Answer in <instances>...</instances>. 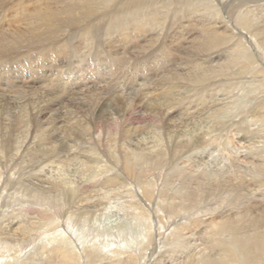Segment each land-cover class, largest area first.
<instances>
[{"label": "bare ground", "instance_id": "obj_1", "mask_svg": "<svg viewBox=\"0 0 264 264\" xmlns=\"http://www.w3.org/2000/svg\"><path fill=\"white\" fill-rule=\"evenodd\" d=\"M168 1H170L173 6L167 3L163 4L165 0H0V70L17 71V69H19L18 71L20 72L18 73V78H13V80L18 81L11 83L8 81L9 84H7V80L5 79L2 81L6 82L0 84V92L2 93H6V88L2 86L9 87L11 90L13 89L12 91L14 93L17 92L14 98L12 97L9 99V96L8 100H2L5 95L3 96L0 94V113L3 112L6 116L8 115L7 111H15L12 117L9 116V120L6 119L8 120L7 124L5 123L6 120H3L4 124L0 120L1 195L7 193V191H9L8 188L12 184H14V186L16 184L18 187L16 186L14 191H16L17 188L19 192L24 191L26 195L24 198H32L33 200L42 199L44 202L46 193L49 190H61V195H63L67 201L71 200L72 203L75 204L82 202L84 198L78 196L82 195L84 185L80 187V184H76L73 180H65V178L45 177L42 175L43 170H41L43 167L47 166L48 163H57L59 167H62L59 165L60 163L65 162L66 165L70 164L73 162L74 158L77 157L82 158V163L87 164V166L91 168L92 166L89 165L90 163L96 165L104 158V161L106 160L107 162L104 165H99L100 170H103L105 175L109 171H115L114 176H102V178L97 180L95 184L99 187L103 184L105 187L111 186L112 184L114 186L120 181L127 183L126 179H130V175H132L137 168L142 166L147 167V173L155 172L156 170L162 172V168L169 169L171 172L168 175H166L167 173L162 174V176L160 175L161 180H164L163 183H165V186L170 187L169 191L166 192L162 187L157 190V195L159 197L160 192H163L161 199L163 198L165 202H167V205L165 204L167 212L165 213H168V215L178 214L177 211L174 213L176 205L175 207L174 205H170V201L173 200L182 201V204H187L186 206H196V204H199V200L200 203H202V201L208 199L209 201L205 203L206 205H204L205 207L203 209L209 210L211 206H214L213 208L217 210V214L223 211H218L221 207H227V209L230 208L232 210L235 209L233 208L234 206L230 204L236 203L235 201L240 198L242 199V196L243 198H248L250 192L246 189H248L249 183L255 184L256 186L253 191L254 194L257 192L259 194V192H261V187H264V151H261L264 150V145L262 146L261 142H258L260 140H248L246 135L252 133L251 135L258 138L257 134L259 133H257V131L259 130L250 129L249 131L248 129L250 126L260 125V123L264 124V88L261 92H257L256 96L249 99V106H245L243 111L240 110V112L231 119L227 117V119L223 118L225 115L223 108L229 103L228 97L230 98L231 95L233 96L232 93L234 90H236L241 84L240 82L244 80V74H261V77L264 78V72L262 71L264 68L261 67V69L258 67L259 64L256 65V59L262 64L263 58L260 60L257 55V50L254 49V43L258 44L257 47L262 46L264 48V26L255 25L259 18H257V20L254 19L257 16L252 15L251 12L249 14L250 10H245L246 12L244 15H241L240 18V27L249 31L248 33L251 37L248 38L245 36L246 33H244L245 35L242 34V32L237 31L235 27L228 30L230 27L228 26L230 23L228 20L229 18L226 16L224 17L220 12L215 14L211 12L212 14H210L206 11L204 12L205 15H203L198 13V8L188 6L181 13L177 11L179 15H183V18L186 19L184 22L187 24L184 27L181 25V38L173 39V37H171L170 40L172 41L167 42L166 37L168 31L166 36L163 35V26H165L164 23L167 17L165 15L169 10L176 11L180 8V0ZM229 1L231 5L230 8L232 9H234L236 4L248 3V5L251 4L252 6L259 5V11L264 13V6H260V4L264 3V0ZM214 2H216L219 8L228 6V1L226 0H214ZM116 3L117 5H115V7L114 4ZM112 5L114 8L106 11L108 7H113ZM170 7L173 8L170 9ZM202 9H204V7ZM229 9L227 12L230 15L231 9ZM8 12L9 15H7ZM209 15H212L214 18H209ZM184 32L186 33L182 34ZM73 38L78 40L76 44ZM165 38L166 41L163 40ZM255 39L257 42L254 41ZM177 42H179L178 46ZM247 44L253 49L249 50ZM183 48H188L189 50L190 48L193 49L192 52L195 51V58L192 59L191 56L194 54H191L188 60L186 59L184 62V60L179 57L183 54ZM80 50H83L82 53ZM32 51L36 52L34 54L35 59H33V61H31L32 59H28L29 62L27 59L26 61H22L23 63L21 64H24V66L22 65L23 67H20L18 62L12 65L7 62V60H11L9 59L11 55L15 57L19 56L18 54L21 52L29 54ZM85 51L86 53L84 54ZM192 52L190 50V53ZM79 53L81 54L79 55ZM90 54L91 57H96L94 60L91 59L94 64L92 65L90 64L91 62H89L87 65H85L86 63L83 65V63H81L83 66L79 65V68L76 69L80 72L78 75L79 78L81 76L88 78L85 77L87 75H91L92 78L90 80L85 79L80 83L81 86H79L83 89L81 98H71L72 95L68 94V92L66 93V90L57 91L53 88L56 86H52V89L50 86L39 87L38 85L37 87L36 84H34L33 81L39 82L40 86L41 82L45 81L44 83H46V81H53L54 79L49 78V75L53 72L52 70L59 69L61 63L67 62V57L69 55L73 58L76 55L79 57L80 62H83L87 57H90ZM34 55H32V57ZM185 55L183 54L184 57H187V55ZM253 57H255V60ZM47 60L49 62H47ZM53 61L55 64L52 63ZM103 62L109 63L108 66H102L101 64ZM125 66L127 68L126 72L129 73L132 70L134 71H132L135 75L132 80V86L139 88L136 90V94H133L134 96L131 97L130 90L128 89L129 92L125 91L127 90L125 86L131 82L130 80L128 81V77L126 78L127 80H124L125 84H123V86L111 88V90L114 89L115 93L106 92L110 90L108 88L105 89L106 85L104 86L102 83V80H104L102 78L107 76L110 78H117L118 75L124 77ZM148 66L152 67V69H147ZM84 67L86 68L84 69ZM69 68L71 67L69 66ZM65 72L63 70L62 76L55 75L58 84L65 85L66 82H69V78L76 82L79 81V78L75 76L77 71L74 72L75 74L66 72L69 73V75L67 74V79ZM150 72H152V74ZM52 75L51 78L53 77ZM43 77H45L44 80H42ZM155 78H158V80L155 81ZM254 79L255 77L253 80ZM134 81L138 82L137 85H135L136 83L133 84ZM139 82H141V84ZM148 83L152 84L153 87ZM175 83H180L178 86L189 87V89L183 93H190L191 95L184 99L183 93L178 92L177 95H175L176 98H171V92H176L177 90ZM46 84L48 85V82ZM106 84H108V82H106ZM116 85L119 84L116 83ZM145 85H149L147 89L148 92L145 91L143 87ZM168 85L169 88L166 95H162L167 96L169 95V91H171L170 97L167 96L164 101L159 100L161 91H164L163 89ZM158 87L162 88H160L159 99L153 96V94L156 93L154 90L158 89ZM98 92H106L104 94L102 93L103 95L106 94V97L102 98L103 102L101 100L95 102L96 99H93L92 96L96 95V93L99 94ZM191 97H195V101L190 99ZM65 103L69 104L65 105ZM135 105H142L144 110L139 111L133 109ZM179 106L183 109H180ZM194 106H196V108L192 110ZM64 107L71 108L68 110L70 111L69 114L66 113ZM72 108L75 109L73 110ZM105 108L106 110L104 111ZM177 108L179 110H177ZM62 110H64V112H62ZM98 110L101 112H98ZM147 114L148 116L150 115L149 118H152V120L147 121L148 119L146 120V118H144L146 121H144V123L142 121V123H139L140 125H138L136 121V123L133 121L135 119H131L133 116L135 117L138 115H140V118L142 116L146 117ZM201 117L205 120V122H203L202 119V121H200L205 124L203 129L191 131V133L186 131L189 129L184 131L181 130L185 128L188 123L192 124V121L195 122L196 119L199 120ZM176 119H178L179 122H177ZM182 119H190V121L183 124L181 122ZM239 122L244 123L239 124ZM95 126L100 130L96 132ZM109 127L110 129L111 127H115L114 135L109 132ZM231 127H235L239 133H237V131L235 132V129H231ZM141 128L150 131L152 139L154 140L152 145L148 143L149 146L146 144L141 145V142H137L133 146L129 144L133 142V134L139 131L141 132ZM185 131L187 135H185ZM76 132L77 136L75 135ZM230 145L236 150L240 148L246 153L242 155V157L240 155L238 158H235L238 161L236 163L237 168L239 164L243 166L244 164H250L252 165L251 168L255 166L253 167L255 168L254 171L252 169L250 172L248 171L250 176L245 179L243 176L237 175V173H240V169H238L232 172L233 176L230 177V180H224L223 175L222 178L213 172L214 176L212 175V178H210L211 174L209 173L210 175H203L199 181L197 179V174L201 172L198 171L196 165H193V157L197 156V151H204L210 146L225 148V146ZM258 149H260V151H258ZM212 155L214 154L212 153ZM240 157L242 159H240ZM246 157L252 161H247L248 159L246 160ZM231 159H233V157ZM227 162L235 164L234 160L231 161L227 159ZM11 164L14 166L16 165L17 170L25 171V176H22L20 173L16 174L14 172L15 169L10 173L12 168L9 170V166H12ZM169 164L171 165L169 166ZM220 164H222V162ZM181 167H185L186 169H182ZM32 168H40V170L26 176V173H28L27 171H30ZM103 171L102 173L104 174ZM95 174H97V172ZM203 174H205V172H203ZM228 174L227 172V175ZM149 176L147 177L148 179ZM171 177L180 178L181 185L179 180V184H177L183 191H172L171 187L174 185L175 179H170ZM20 178L29 180L25 182L26 186L23 182L19 183L21 180ZM152 180L155 184L160 179L155 177L152 178ZM168 180L171 181L168 182ZM194 182L197 184L195 185ZM151 183V181L147 180L145 182L146 187L142 185L140 194H142L141 196L146 200L148 199L153 202V194L155 193L153 190L155 189H153V183ZM189 183H194L195 188H189ZM75 184L76 187H74L75 189L73 192L64 189L65 185H72L73 187ZM124 187H126V185H124ZM132 189L133 188H130V190ZM110 190L112 191L111 188ZM229 191H232L233 195H227ZM243 192L244 194H242ZM53 195L55 196V194ZM48 197L49 196H47V198ZM232 197H237V199H231ZM259 198L261 200L260 204L255 202V204L253 203L251 205V208H256L255 210L257 213L255 212L256 214L253 216L256 218L250 217L249 219L248 217L246 218V216L244 218L242 214H239L234 217H223L225 219L222 221L220 220L217 224H206V226L212 225V227H209L213 228L212 230L215 232H222V234L226 232L228 235L230 234L232 240L236 237L235 234H239L240 231H242L243 222L248 223L247 225L249 228L257 230L256 234L252 235V237L249 235L251 237L249 240L244 241L242 239L243 241L241 242L233 240L236 244L238 243V247L236 246L237 250L243 252V254L245 253V256L240 257L241 252L239 253L236 249L233 250V248H231L233 251H230L228 247L229 250L225 253L226 255L223 253L228 260L230 259L228 262L233 261L234 264H238L239 260L241 264L264 263V195H259ZM61 199L63 198L61 197ZM253 199H255V197ZM87 201L89 200L87 199ZM186 201H188V203H186ZM97 204L80 205V207L77 208L78 217H76L77 215L74 216V213L73 217H71L72 214L66 215L65 219H62V221L57 224L59 228L56 230L57 233H52L49 236H47L48 234L46 233L47 235H44L45 237L42 236V239L40 237L41 235L39 236L38 234L43 233V230L41 232V229H31L35 222L20 221V218L15 216L16 214H11L12 217L10 216L9 219L4 218L5 224L3 227H0L2 228L1 230H3L0 232V263L12 264V261L20 259L24 253L22 245L28 244L29 242L31 243L33 241L31 234L35 232V235L39 236L38 238H40L41 244L42 242L58 244L52 249L56 264H82L83 261H86L87 264H94L92 260H94L93 257L95 256H93V254L95 255V253H86L85 248L81 249L83 252H79L78 246L88 244V241H86L83 236L88 230V225L95 220H97L95 221V225L100 221L102 213L100 212L101 208L99 210L98 208L102 204L98 202ZM4 205L5 203L0 205V209H2ZM23 205L27 207L30 206L26 203ZM23 205L21 204V206ZM150 206L151 205L147 207ZM206 206L209 207L206 208ZM31 208L37 209L34 205L31 206ZM213 208L211 209L213 210ZM39 209L36 211L37 214H46V211L43 213V210L39 211ZM242 213L245 214V212ZM37 214H34V218ZM92 217H94V221L91 222ZM74 218L80 220L79 224H77V220L75 221ZM163 218L157 214L153 219V225L157 227V234L161 232V236L163 235L164 237V233L169 228H172L173 225H177L176 228L178 229L181 223L180 219L175 218V222L168 224L170 221L165 220L167 224H163L165 219ZM40 219H42V216L39 217V220ZM232 219H234V221H232ZM20 222L23 223L21 224ZM53 222L56 224V221ZM53 222L50 219V223L53 224ZM197 223L198 222H196V220L193 221V219L191 222L188 221V223L183 222L184 227L178 229L182 232L175 233V231L178 232V230H173L174 232L172 231V235L176 234L177 236L175 237L181 238L184 231L186 233L191 232L188 229L195 226ZM24 224H31V228H26L28 225L25 227ZM86 224L87 228L85 226ZM35 225L36 224H34V226ZM44 225H41V227ZM79 226L83 230H81ZM206 228L207 227H205V229ZM77 232H80V234ZM246 233L249 232L246 231ZM225 234H223V236ZM72 235L73 237H71ZM95 236L97 237V235ZM83 240L85 242H83ZM35 241L36 240H34L33 243H35ZM75 241L77 245L74 244ZM92 241L95 242V240L90 239L89 243ZM213 242L214 241H212V243ZM107 243L108 242H106V244ZM182 244L184 243L181 242V245ZM181 245H177L178 248H181ZM224 246L226 247V245ZM103 248L100 250H103ZM178 252L180 253V251L176 253L178 254ZM175 256L167 261V263L170 262V264H174L178 259H181H176L177 256ZM102 259L103 258H100V260ZM102 261H104V259ZM157 264H166V262L159 261ZM192 264H194V262Z\"/></svg>", "mask_w": 264, "mask_h": 264}, {"label": "rangeland", "instance_id": "obj_2", "mask_svg": "<svg viewBox=\"0 0 264 264\" xmlns=\"http://www.w3.org/2000/svg\"><path fill=\"white\" fill-rule=\"evenodd\" d=\"M226 1H228V6L226 7H223V8H219V6L216 4V2H214V0H180V4H179V6H180V8L178 9V10H176V11H171V10H169V12H167L166 13V15L165 16H167L166 17V21H165V26H163V35L164 36H166V33H167V31H168V34H167V42H169V41H172V40H170V38L171 37H173V39H177V38H181V34H180V32H181V25H183V27L184 26H186L187 24L184 22L186 19H184L183 18V15H179V13L178 12H183V10L184 9H186V7H188V6H193L194 8H198V13L199 14H203V15H205L204 14V12H208V13H210V14H212V13H221L224 17L226 16V17H228L229 19V25L228 26H230L229 28H228V30L229 29H231V28H233V27H235V29H237V31H240V32H242V34H244V33H246V35L245 36H247L248 38H250L251 36L249 35V31L248 30H244V29H242L241 27H240V18H241V15H244V13L246 12V11H248V10H250L249 11V14H250V12H251V14L252 15H256L257 17H255L254 19H256L257 20V18H259L257 21H256V23H255V25L256 24H258L259 26H264V13H261V11H259V5H257V6H252L251 4H249L248 5V3L247 4H242V3H240V4H236L235 5V7H234V9H232V8H230L231 7V5H230V1L229 0H226ZM117 2V1H116ZM183 2V3H182ZM187 2V3H186ZM210 2V3H209ZM115 3V2H114ZM171 4L172 5V3L170 2V1H168V0H165V2H163V4ZM206 4V5H205ZM115 5H117V3L116 4H114V6ZM201 5V6H200ZM204 5V6H203ZM251 5V6H250ZM113 6V5H112ZM114 6L113 7H108L107 8V10L106 11H109V10H111V9H113L114 8ZM173 6V5H172ZM204 7V9H202L203 7ZM260 6H264V3L263 4H260ZM116 7V6H115ZM202 7V8H201ZM208 7H210V8H208ZM241 7V8H240ZM258 7V8H257ZM171 8H173V7H170V9ZM205 8H207V9H205ZM231 9V12H230V15L228 14V12H227V10L228 9ZM229 9V10H230ZM256 9H258V10H256ZM173 10V9H172ZM204 10V11H203ZM246 10V11H245ZM178 11V12H177ZM257 11V12H256ZM212 12V13H211ZM225 12V13H224ZM227 12V13H226ZM171 13H172V15H171ZM259 13V14H258ZM261 13V14H260ZM170 14V15H169ZM7 15H9V12L7 13ZM168 16H169V18H168ZM210 17L209 18H211V19H213L214 17L212 16V15H209ZM178 17V18H177ZM106 19V18H105ZM104 19V20H105ZM182 21H181V20ZM174 21V22H173ZM172 22V23H171ZM175 23V24H174ZM232 24V25H231ZM180 25V26H179ZM175 26H177V27H175ZM169 29V30H168ZM173 30H175V31H173ZM177 30V31H176ZM169 32H171V33H169ZM173 33V34H172ZM186 32H184V33H182V34H185ZM174 34H177V35H174ZM179 34V35H178ZM164 38V37H163ZM166 38L165 39H163V40H165L166 41ZM74 39V43L76 44L77 42L76 41H78V40H76V38H73ZM254 39V38H253ZM181 40V39H180ZM255 42H257L256 41V39L254 40ZM166 42V43H167ZM178 43L179 42H177V46H178ZM257 45L258 44H256V43H254V49L255 50H257V52H258V58H260V60L262 59V61H263V63L262 64H260V62L258 61V59H256V65H258V67L259 68H261V67H263L264 68V48L261 46H258L257 47ZM247 46H248V49L250 50V49H253L252 47H250L249 46V44H247ZM149 47V46H148ZM171 47H172V45H171ZM185 50H186V53H185ZM190 50H191V52H192V50L193 49H191L190 48ZM190 50L188 49V48H183V50H182V52H183V54L185 55H187V57H184L183 56V54H179L180 56V58H182L183 60H184V62L186 61V59L188 60V57H190L191 56V54L194 56H191V58L192 59H194L195 58V51H193L192 53H190ZM81 51V53H82V51L83 50H80ZM92 51H93V49H92ZM34 51H32V52H30V53H32V54H28V53H19L18 55L19 56H12L11 55V58H9V59H11V60H7V62L9 63V64H17V62H18V65L20 66V67H23L24 66V64H21V63H23L22 61H26V59H27V61L29 62V60H31V61H33V59H35V53L36 52H34ZM81 53H79V55L81 54ZM86 53V51L84 52V54ZM20 54H21V56H20ZM92 54V53H91ZM91 54H90V57H87L86 58V60L84 61L83 60V62H80V59H79V57H77L76 55L74 56V58L71 56V55H69L67 58V62H64V63H61V65H60V68L59 69H56V70H52L51 72V74L49 75V78L50 79H54L53 81H51L50 79V81H46V83L48 82V85L46 84V83H44V82H41V86H40V84H39V82H35V81H33L34 82V84H36V86L38 87V85H39V87H44V86H50V88H52V86H58L57 88L56 87H53L54 89H56L57 91H65L66 90V93L68 92V94H71L72 96H71V98H81L82 97V91H83V89H82V87H80L81 85H80V83L81 82H83L85 79L86 80H90V79H92L91 78V75H87V76H85V77H88V78H84V77H78V75L80 74V72H79V70H76L77 68H79L78 66L79 65H81V66H83L85 63V65H87L89 62H91L90 64H94V62H92L91 61V59L92 60H94L96 57H91ZM26 55V56H25ZM32 55H34L33 57H32ZM185 55V56H186ZM178 56V55H177ZM19 57V58H18ZM21 57V58H20ZM27 57V58H26ZM256 57V56H255ZM255 57H253L254 58V60H255ZM23 58V59H22ZM14 59V60H13ZM29 59V60H28ZM76 59V60H75ZM21 60V61H20ZM30 61V62H31ZM76 61V62H75ZM16 62V63H15ZM20 62V63H19ZM47 62H49L48 60H47ZM72 62V63H71ZM179 62H181V61H179ZM52 63H54V61L52 62ZM66 63V64H65ZM81 63H83V65L81 64ZM55 64V63H54ZM65 64V65H64ZM108 64L109 63H107V62H103L101 65L102 66H108ZM23 65V66H22ZM64 65V66H63ZM67 65V66H66ZM72 65V66H71ZM15 66V65H14ZM51 66H54V65H51ZM69 66L71 67V68H69ZM76 66V67H75ZM81 66H80V68H81ZM48 67V66H47ZM75 67V68H74ZM73 68V69H72ZM86 67H84V69H85ZM103 68V67H102ZM149 68H151L152 69V67H150V66H148L147 67V69H149ZM67 69V70H66ZM89 69V68H88ZM126 66H125V71H124V77H122V75L120 76V75H118L117 76V78L116 77H113V78H110L109 76H107V77H104V78H102V79H104V80H102V83L104 84V86L106 85V88L105 89H109L110 91H106V92H110V93H115V91H114V89H112L111 90V88H117L118 86H123V84H125V79L127 78L128 79V81L130 80L131 82L127 85V86H125V87H127V90H125V91H127V92H129V90H130V93H131V97H133L135 94H136V90L137 89H139V88H137V87H133L132 86V80L134 79V77H135V75H134V73H132V71H130L129 73L128 72H126ZM262 69V68H261ZM19 69H17V71L16 70H0L1 71V73H0V81H1V83L0 84H3L4 82H6V81H2V80H7V84H9V83H11V82H15V81H18V80H13V78H18V73H20L19 71H18ZM63 70H64V72L66 71V72H72V74L74 73V72H76V74H75V76H77L78 78H79V83L78 82H76V81H74V80H72L71 78H69V82H66V84L64 85H62V84H58L57 83V80H56V76H62V72H63ZM6 71V72H5ZM262 71L264 72V70L262 69ZM56 72H57V74H56ZM65 72V73H66ZM134 72V71H133ZM153 72V71H152ZM152 72H150L151 74H152ZM7 73V74H6ZM8 73H10V74H8ZM12 73H13V75H12ZM48 73H50V72H48ZM54 73V74H53ZM69 73H66V79L68 78V76H67V74L69 75ZM85 73V72H84ZM3 74V75H2ZM53 74V75H52ZM2 75V76H1ZM51 75L53 76L52 78H51ZM56 75V76H55ZM128 75V76H127ZM8 78H7V77ZM72 76V75H71ZM257 76H258V78H257ZM262 75L261 74H251V75H248V74H244L243 75V79L244 80H242L240 83L242 84H240L239 85V87L236 89V90H234V92L232 93L233 94V96L231 97L230 96V98L228 97V100H229V103H228V101H227V105L223 108V112L225 113V115H224V119H227V118H233L237 113H239L240 112V110H242L243 111V108L245 107V106H249V99L250 98H253V96H256L257 95V92H261L262 90H263V88H264V78L263 77H261ZM4 77V78H3ZM133 77V78H132ZM255 77V79L253 80V78ZM11 78V79H10ZM83 78V79H82ZM45 79V77H43L42 78V80H44ZM106 79V80H105ZM126 79V80H127ZM32 80V79H31ZM70 80H71V82H70ZM108 80V81H107ZM111 80V81H110ZM156 80H158V78H155V81ZM8 81H9V83H8ZM56 81V82H55ZM108 82V84H106V82ZM263 81V82H262ZM50 82V83H49ZM54 84H56V85H54ZM114 82H116V83H118L119 85H116V83H114ZM124 82V83H123ZM127 82V81H126ZM179 82V81H178ZM136 83V84H135ZM137 83L138 82H135L134 81V83L133 84H135V85H137ZM140 84H141V82H139ZM6 84V85H7ZM51 84V85H50ZM69 84V85H68ZM149 85H152V84H150V83H148ZM176 84V86H177V90H176V92H171V91H169V95H167L168 97H170V95H171V98H176L175 97V95H177V93L179 92V93H183L184 91H186V90H188L189 89V87H182V86H178V84H180V83H175ZM60 85H62V86H60ZM80 85V86H79ZM113 85V86H112ZM149 85H145V86H143L144 87V89H145V91H147L148 92V87H149ZM68 88H67V87ZM2 87H4V88H6V93H2V92H0V94H2L3 96L5 95V97L2 99V100H5V99H7L8 100V97L10 96V98L9 99H11L12 97L14 98V96H16L17 95V92H13L9 87H6V86H2ZM130 87V88H129ZM151 87H153V85L151 86ZM217 87H218V85H217ZM216 87V88H217ZM52 88V89H53ZM161 88V87H160ZM160 88L158 87V89H155L154 91H156V93L155 94H153V96L155 97V98H157V99H159V100H163L164 101V99L167 97V96H164V95H166V92H167V90H168V88H169V85L168 86H165V88L163 89L164 91H161V93H160ZM183 90H182V89ZM9 89V90H8ZM60 89V90H59ZM129 89V90H128ZM135 89V90H134ZM162 89V88H161ZM68 90V91H67ZM132 90V91H131ZM69 91H71V92H69ZM153 91V92H154ZM8 92V93H7ZM74 92V93H73ZM106 92H102L103 94L104 93H106ZM170 92H171V94H170ZM99 93V92H98ZM102 93H99V94H97L96 93V95H94V96H92L93 97V99L95 98L96 99V101L95 102H97V100H103L102 98H105L106 97V94L105 95H103ZM159 93H160V95H159ZM10 94H12V95H10ZM74 94V95H73ZM134 94V95H133ZM162 94H164V95H162ZM221 94V93H220ZM8 95V96H7ZM183 96H184V99H186V98H188L191 94L190 93H183L182 94ZM2 96V97H3ZM103 96V97H102ZM152 96V97H153ZM160 96V97H159ZM164 96V97H163ZM236 98H235V97ZM97 97H99V98H97ZM154 97H153V99H154ZM159 97V98H158ZM87 98H90V97H87ZM110 98H111V96H110ZM162 98V99H161ZM190 99H192V100H194L195 101V97H191ZM185 101V100H184ZM187 101V100H186ZM103 102V101H102ZM67 104H69V103H65V105H67ZM181 106V105H180ZM179 106V107H180ZM136 108H139V109H136ZM196 108V106H194L193 108H192V110L193 109H195ZM60 109H61V107H60ZM64 109H65V111H66V113H70V111H68V110H70L71 108H69V107H64ZM73 110L75 109V108H72ZM133 109H135V110H139V111H143L144 109H143V107H142V105H135V106H133ZM180 109H183L182 107H180ZM106 110V108L104 109V111ZM177 110H179L178 108H177ZM62 112H64V110H62ZM98 112H101L100 110H98ZM15 113V111H13V110H10V111H7V114L8 115H4L3 114V112H1L0 113V120H1V122L4 124V122H3V120H6V119H8L9 120V116H13V114ZM72 116V115H71ZM70 116V117H71ZM139 116V117H138ZM138 116H133L131 119H135V120H133L134 122L136 121L137 123H138V125H140L139 123H142V121H143V123H144V121H146L147 119V121H151L152 120V118H149V116H148V114L146 115V117H144V116H142L141 118H140V115H138ZM137 117V118H136ZM206 117V116H205ZM227 117V118H226ZM43 118H44V116H43ZM143 118V119H142ZM144 118H146V120L144 119ZM182 118H184V117H182ZM203 117H201L199 120L198 119H196L195 120V122L194 121H192V124L191 123H188V125L185 127V128H182L181 130H186V129H189V130H186V131H189V133H191V131H199V129H203L204 127H205V124L203 123V122H205V120H203L202 119ZM203 120V122H200V121H202ZM8 120H6V124L8 123ZM68 120V119H67ZM177 120V122H179L178 121V119H176ZM69 121V120H68ZM132 121V122H133ZM190 121V119H182V123L183 124H185L186 122H189ZM72 122V121H71ZM135 122V123H136ZM69 123H70V121H69ZM198 123V124H197ZM241 123H244V122H239V124H241ZM71 124V123H70ZM204 124V125H203ZM262 123H260V125L259 124H257V125H254V126H250L249 127V131H250V129H256V130H259V131H257V133H259V134H257L258 135V138H255L254 137V135H246V138H248V140H250V139H252V141L254 140V141H258V140H260V141H258V142H261V144H262V146L264 145V124H262ZM142 125V124H141ZM202 125V126H201ZM258 125H259V128H258ZM200 126V127H199ZM256 126V127H255ZM141 127H143V126H141ZM95 128V130H96V132L97 131H99L100 129L99 128H97V126H95L94 127ZM192 129V130H191ZM231 129H235L234 131L236 132L237 131V133H239V131L235 128V127H231ZM108 130H110L109 132H111L113 135L115 134V127H111V129H110V127L108 128ZM141 132L139 131H137L138 133H141V134H138V133H136V134H133V136H132V143L130 142L129 144H131L132 146L134 145V144H136L137 142H141L140 144L141 145H152L153 143H154V140L152 139V135L150 134V131H148V130H144L143 128H141ZM186 131H185V135H187L186 134ZM262 131V132H261ZM72 132V131H71ZM142 132H143V134H142ZM234 132V133H235ZM73 133V132H72ZM244 134H245V132H244ZM262 136H261V135ZM56 135V134H55ZM75 135L77 136V132L75 133ZM136 135V136H135ZM140 135V136H139ZM112 136V135H111ZM253 136V137H252ZM261 136V137H260ZM51 137V136H50ZM51 139V138H50ZM257 139V140H256ZM262 139V140H261ZM150 142V143H149ZM148 143V144H147ZM148 145V146H149ZM231 146V145H230ZM230 146H225V148H221V147H219L220 148V150H219V148L217 147V146H210V147H208V148H206L204 151L203 150H198L197 151V156L196 157H193V160H194V164L193 165H196V168L198 169V171L199 172H201L200 174H197L198 176H197V179L200 181V179L202 178V176L203 175H206V174H209L210 175V178H212V175L214 176V174H217L219 177L221 176L222 178H223V176H224V180H230V177H232L233 176V174H232V172L233 171H236V170H238V169H240L239 170V174L237 173V175H239V176H243L245 179L246 178H248L249 176H250V171H251V169L254 171L255 170V168H253V167H255V166H253L252 168H251V166L252 165H246V164H244V166L242 165V164H239V166H238V168H237V166H236V163L238 162L235 158L237 157L238 158V156H240L241 155V157H242V155H244V154H246L245 152H243V150L242 149H240V148H238L237 150L234 148V147H230ZM147 147V146H146ZM214 147V148H213ZM216 148V149H215ZM228 148V149H227ZM210 149V150H209ZM235 149V150H234ZM215 150V151H214ZM222 150V151H221ZM225 150V151H224ZM226 150H228V151H226ZM210 151V152H209ZM258 151H260V149H258ZM261 151H264V150H261ZM237 152V153H236ZM212 153L214 154V155H212ZM230 153H232V154H230ZM241 153V154H240ZM199 154V155H198ZM223 155V156H222ZM228 155V156H227ZM237 155V156H236ZM212 156V157H211ZM224 157H226L228 160H234V163L235 164H231L230 162H227V159L226 158H224ZM230 157V158H229ZM233 157V159H231ZM240 157V159H242ZM206 158V159H205ZM80 159V160H79ZM248 159V160H247ZM82 158H79V157H77V158H74V160H73V162H71L70 164H67L66 165V163L65 162H63V163H60L59 165L60 166H62V167H59L58 165H57V163H53V164H50V163H48L47 164V166H45V167H43L41 170H43V172H42V175H44L45 177H51V178H65V180L67 179H69V180H73L74 182H76V184H80V187L82 186V185H84V189L82 190V195H79L78 197H80V198H84V199H82V202H78L77 204H75V203H72V201L71 200H66L65 198H64V196L63 195H61V193H60V191L61 190H56V191H54V190H49L47 193H46V197L44 198V202L42 201V199H38V200H36V199H32V198H24L26 195L24 194V191H18V188H17V190L16 191H14V188L17 186L16 184H15V186H14V184H12L9 188H8V190L9 191H7V193H5V194H3V195H1L0 194V205H2L3 203H5V205H4V207L2 208V209H0V227H3V225L5 224V220H4V218L5 219H9L10 218V216H11V214H16L15 216L16 217H19L20 218V221H23V222H25V221H28V222H31V221H33V223L34 224H36L35 226H34V224L32 225V228L30 227L31 226V224H24V226L26 227V228H31L32 230H39V229H41V232H42V230H43V233H41V234H38L40 237H41V239H42V236L43 237H45L44 235H47V236H49V235H51L52 233L53 234H56L57 233V229H59L58 228V226H57V224L59 223V222H61L62 221V219H65V217H66V215H70V214H72V216L71 217H73V213L75 214L74 216H76V217H78V213H77V208H79L80 207V205L81 206H83V205H85V204H90V205H93V204H97V202L98 203H100V204H102L99 208H98V210L100 209L101 211V213H102V216H101V218H100V221L99 222H97L96 223V225H95V221H97V220H95L94 221V217H92V220H91V222L92 221H94L93 223H90L89 225H88V230L85 232V234H83V236H84V238H85V240L86 241H88V244H83V246H78V251L80 252V251H82L81 249H83V248H85V250H86V253H91V254H93L92 252H94L95 253V255L93 254V256H95V257H93V259L94 260H92V262H94V264H157L159 261H165L166 262V264H170V262L169 263H167V261H169L173 256H175L176 257V259L177 258H181L180 260L178 259V261H176V263L174 262V264H192L193 262H194V264H234L233 263V261L232 262H228V261H230V259L228 260L227 259V257H225L224 256V254L226 253V252H228V250H229V248H230V251H233L234 249H236V251H238L237 250V245H238V243L236 244V242L237 241H245V240H249L251 237H252V235H254V234H256V231L257 230H254L253 228H249L248 227V223H246V222H243L244 224H242V231H240V233L239 234H235L236 235V237L233 239V240H236V242L235 241H233L232 239H231V237H230V234L228 235L226 232V234L225 233H223V234H225L224 236H223V234H222V232H220V233H218V231L217 232H215L214 230H212L213 228H210V227H212V225L209 227V226H206V224H211V223H215V224H217L220 220L222 221L223 219H225V218H227L228 216L230 217V216H232V217H234L235 215H239V214H242V216L245 218V216H246V218L248 217L249 219H250V217H253V216H255L254 214H256L257 213V211L255 210L256 208L255 207H252L251 208V205L254 203L255 204V202L256 203H261V200H260V198H259V195H264V187L262 188L261 187V192H259V194H258V192L256 193V194H254V188H256V186H255V184H252V183H249V186L247 187L248 189H246L248 192H250V195H248V198H243V196H242V199L240 200V199H238L237 201H235L236 203H233V204H230L231 206H234L233 208H235V209H227V207H221L218 211H220V210H223L221 213H217L216 214V209L215 208H213L214 206H211V208H213V210L211 209V208H209V210H206V209H203L205 206L204 205H206L205 203L206 202H208L209 200L208 199H206V200H204V201H202V203H200V200L198 201V203L199 204H196V206L195 205H193V206H186L187 204H182V201H175V200H173V201H170V205H174V207H175V205H176V208L174 209V213L177 211L178 212V214L176 215V214H174V215H168V213H165V212H167V210L165 209L166 208V206H165V204L167 205V202H165V199H161V196H162V194H163V192L161 191L160 192V197L157 195L158 194V192H157V190L160 188V187H162L163 189H165L166 190V192L167 191H169V186H165V183H163L164 182V180L162 181L161 180V177H160V175L162 176V174H166V175H168L171 171L169 170V169H166V168H162L161 170H162V172L160 171V170H156L155 172H148L147 173V167H145V166H142V167H139V168H137V170L132 174V175H130L131 176V178L129 179V178H127L125 181L127 182V183H124V182H117V184H115L114 186H113V184L111 185V186H106L105 187V185L103 184V185H100L101 187H99L98 185H96L95 183H96V181L97 180H99L100 178H102V176H114L115 175V171H109V172H107L106 173V175H105V172L103 171V170H100V164H102V165H104L107 161L105 160L104 161V158H103V160L101 159V162L100 163H98V164H94V163H90L89 165L90 166H92V168L91 167H89V166H87V164H85V163H82ZM226 160V161H225ZM246 160L247 161H252L251 159H249L248 157H246ZM77 161V162H76ZM79 161V162H78ZM199 161V162H198ZM236 161V162H235ZM173 162V161H172ZM222 162V164H220ZM227 162V163H226ZM229 163V164H228ZM255 163V162H254ZM258 163V162H257ZM81 164V165H80ZM83 164V165H82ZM198 164V165H197ZM12 166H9V170H10V168H12L11 170H10V173H12V171L15 169V173L16 174H18V173H20V174H22V176H25V171H23V170H17V167H16V165L14 166L13 164H11ZM171 164H169V166H170ZM221 165V166H220ZM223 165V166H222ZM13 166H14V168H13ZM218 166V167H217ZM227 166V167H226ZM229 166H231V167H229ZM57 167V168H56ZM82 169H80V168ZM200 168V170H199V168ZM217 167V168H216ZM248 167V168H247ZM144 168V169H143ZM182 168V167H181ZM185 167H183L182 169H184ZM220 168V169H219ZM223 168V169H222ZM225 168H226V170H225ZM230 168V169H229ZM236 168V169H235ZM242 168V169H241ZM86 169V170H85ZM166 169V170H165ZM186 169V168H185ZM209 169V170H208ZM40 170V168H37V169H35V168H32L30 171H27L28 173H26V176L28 175V174H33V173H35V172H37V171H39ZM81 170V171H80ZM91 170V171H90ZM229 170V171H228ZM18 171V172H17ZM102 171L104 172V174L102 173ZM243 171V172H242ZM249 171V172H248ZM97 172V174H95ZM111 172V173H110ZM144 172V173H143ZM203 172H205V174H203ZM206 172H208V173H206ZM213 172H214V174H213ZM227 172L229 173L228 175H227ZM248 172V173H247ZM139 173H140V175H139ZM224 173V174H223ZM242 173V174H241ZM84 174V175H83ZM86 174V175H85ZM95 174V175H94ZM99 174V175H98ZM133 175H134V177H133ZM142 175V176H141ZM150 175V176H149ZM216 175V176H217ZM223 175V176H222ZM98 176H99V178H98ZM101 176V177H100ZM141 176V177H140ZM149 176V179L147 178ZM152 176V177H151ZM171 176V175H170ZM247 176V177H246ZM96 177V178H95ZM137 177V178H136ZM155 177H158V179H160V180H158V182L157 183H153L154 181L152 180V178H155ZM167 177V176H166ZM226 177V178H225ZM145 178V179H144ZM151 178V179H150ZM175 180H174V179ZM171 177L170 179H173L175 182L173 183L174 185L171 187L172 188V191H176V192H179V191H183L182 189H181V187L180 186H178V184H179V181H180V178L179 179H177V178H175V177ZM21 179V178H20ZM96 179V180H95ZM132 179V180H131ZM196 179V181L198 182V180ZM217 179H218V177H217ZM31 180V179H30ZM135 180H137V181H135ZM151 181L152 183H153V189H155V190H153V192H155L154 194H153V196H154V201L152 202V201H149L148 199L146 200L143 196H141L142 194H140V192H141V189H142V185H143V187L145 186V182L146 181ZM179 180V181H178ZM27 181H29V180H23V179H21L20 181H19V183H21V182H23L24 184H25V186H26V183L25 182H27ZM61 181V180H60ZM130 181V182H129ZM167 181V180H166ZM171 180H168V182H170ZM195 181V182H196ZM244 181H246V180H244ZM87 182V183H86ZM142 182V183H141ZM194 182V183H195ZM17 183V182H16ZM132 184V186H131V184ZM151 183V184H152ZM178 183V184H177ZM194 183L193 184H191V183H189V188H191V189H193V188H195L194 186L197 184V183H195V185H194ZM76 184H75V186L73 185V187H72V185H65L64 186V189H66L67 191H71V192H73L74 191V187H76ZM118 184H120V185H118ZM126 185V187H124V185ZM129 184V185H128ZM21 185V184H20ZM130 187V188H133L132 190H130V188L128 187V186ZM180 185H181V181H180ZM69 186H71V187H69ZM87 186V187H86ZM95 186V187H94ZM98 186V187H97ZM193 186V187H192ZM18 187V186H17ZM104 187V188H103ZM114 187V188H113ZM122 187V188H121ZM137 189H139V190H137ZM140 187V188H139ZM146 187V186H145ZM166 187V188H165ZM110 188L112 189V191L110 190ZM118 188H120V189H118ZM126 188V189H125ZM135 188V189H134ZM162 188H161V190H162ZM178 188V189H177ZM0 190H2L1 188H0ZM114 190V191H113ZM116 190V191H115ZM127 190V191H126ZM135 190V191H134ZM133 191V192H132ZM263 191V192H262ZM129 192V193H128ZM131 192V193H130ZM253 192V193H252ZM11 193V194H10ZM51 193H53V194H55V196L53 195V194H51ZM135 194V195H134ZM137 194V195H136ZM233 195V192L231 191H229V194H227V195ZM242 194H244V192L242 193ZM241 194V195H242ZM253 194V195H252ZM5 195V196H4ZM60 195V196H59ZM217 195V194H216ZM230 195V196H231ZM3 196V197H2ZM47 196H49L48 198H47ZM105 196V197H104ZM229 196V197H230ZM238 197H240L239 195H237ZM58 197V198H57ZM61 197L63 198V199H61ZM104 197V198H103ZM255 197V199H253ZM23 199V201H22V199ZM56 198V199H55ZM159 198V199H158ZM49 199V200H48ZM87 199L89 200V201H87ZM105 199V200H104ZM231 199H237V197L236 198H234V197H232ZM6 200V201H5ZM47 200V201H46ZM57 202H56V201ZM157 200V201H156ZM162 200H164V201H162ZM51 201V202H50ZM94 201V202H93ZM102 201V202H101ZM211 201V200H210ZM251 201V202H250ZM60 202V203H59ZM93 202V203H92ZM211 202H213V201H211ZM24 203H26V204H28V205H30L29 207H27V206H25V205H23ZM31 203V204H30ZM51 203V204H50ZM186 203H188V201H186ZM214 203V202H213ZM21 204L24 206H21ZM47 204V205H46ZM65 204V205H64ZM105 204V205H104ZM181 204V205H180ZM212 204V203H211ZM226 204V203H225ZM35 206L37 209H39V207H40V209H39V211H42L43 213H45V211H46V214H44V215H40V213H38L37 214V209L35 210V209H33V208H31V206ZM52 205V206H51ZM98 205V204H97ZM149 205H151L150 207H147V206H149ZM178 205V206H177ZM182 205H184V206H182ZM202 205V206H201ZM244 205V206H243ZM12 206V207H11ZM230 206V207H231ZM246 206V207H245ZM248 206H250V207H248ZM44 209H43V208ZM49 207V208H48ZM57 207V208H56ZM64 207V208H63ZM178 207H180V208H178ZM183 207V208H182ZM207 207H209V206H206V208ZM168 208V207H167ZM249 208V209H248ZM25 209L26 210V212H25V210L23 211V210ZM46 209V210H45ZM62 209V210H61ZM65 209V210H64ZM84 209V208H83ZM151 209H152V211H151ZM160 209V210H159ZM165 209V210H164ZM182 209H183V211H182ZM227 209V210H226ZM50 210H51V212H50ZM67 210V211H66ZM225 210V211H224ZM249 210V211H248ZM29 211V212H28ZM49 211V212H48ZM103 211V212H102ZM254 211V212H253ZM13 212V213H12ZM25 212V213H24ZM48 212V213H47ZM62 212V213H61ZM154 214H153V213ZM242 212H245V214L244 213H242ZM256 212V213H255ZM51 213V214H50ZM99 213V212H98ZM105 213V214H104ZM222 213H225V214H222ZM34 214H37V215H35V218H34ZM55 214H57V215H55ZM159 215L160 217H164L163 219H164V223L163 224H167L166 223V221H170V222H168V224L169 223H171V222H175L176 221V219H180V226L178 227V229H180V227H184V224H183V222H185V223H188V221L189 222H191L192 221V219H193V221L194 220H196V222H198L195 226H193V227H191L190 229H188L189 231H191V232H183V234H182V236H181V238L180 237H175V236H177L176 234L175 235H172V231L173 230H178L176 227H177V225H173L172 226V228H169L165 233H164V237H163V235L161 236V232L159 233V234H157L158 232H157V227L156 226H154L153 225V219L155 218V216L156 215ZM30 217H29V216ZM40 215V216H39ZM106 215V216H105ZM153 215H155V216H153ZM24 216V217H23ZM33 216V217H32ZM42 216V219H40L39 220V217H41ZM172 216V217H171ZM176 216V217H175ZM12 217V216H11ZM26 217V218H25ZM62 217H64V218H62ZM168 217V218H167ZM223 217H225V218H223ZM21 218H22V220H21ZM30 218H31V220H30ZM43 218H45V219H43ZM176 218V219H175ZM253 218H256V217H253ZM47 219V220H46ZM50 219L52 220V222L53 221H56V224H55V222H53V224L52 223H50ZM75 219V221L77 220V224H79V222H80V220L77 218H74ZM170 219V220H169ZM173 221H172V220ZM25 220V221H24ZM49 220V221H48ZM79 220V221H78ZM149 220V221H148ZM151 220V221H150ZM166 220V221H165ZM48 223H47V222ZM232 221H234V219H232ZM22 222V223H23ZM43 222H44V224H43ZM2 223V224H1ZM21 223V222H20ZM21 223V224H22ZM32 223V222H31ZM76 223V222H75ZM203 223V224H202ZM55 224V225H54ZM41 225H44V226H42L41 227ZM95 225V226H94ZM199 225V226H198ZM40 226V227H39ZM52 226H53V228H52ZM57 226V227H56ZM86 226V228H87V224L85 225ZM101 226V227H100ZM198 226V227H197ZM34 227V228H33ZM39 227V228H38ZM56 227V228H55ZM80 227V226H79ZM205 227H207L206 229H205ZM245 228H248V229H245ZM2 228H0V230H1ZM52 229V230H51ZM80 229H81V227H80ZM92 229V230H91ZM182 229V228H181ZM211 229V230H210ZM47 230V231H46ZM52 232H51V231ZM81 230H83V229H81ZM3 230H1L0 232H2ZM91 231H93V232H91ZM97 231V232H96ZM204 231V232H203ZM246 231H248L249 233H246ZM174 232V231H173ZM179 232H182V231H179L178 230V232L177 231H175V233H179ZM34 233V234H33ZM32 234H31V237H32V242L30 243H28V244H23L22 245V248H23V251H24V253L22 254V256H21V258L20 259H18V260H15V261H12V264H56V260H55V258H54V256H53V254H52V249H54L53 247L54 246H57L58 244H56V243H53V244H49V243H45V242H42V244H41V241H40V238H38L39 236L37 235H35V232H33ZM47 233V234H46ZM77 233H79L80 234V232H77ZM242 233H244V234H242ZM166 234V235H165ZM66 235H68V234H66ZM95 235H97V237L95 236ZM156 235H158V236H156ZM172 235V236H171ZM234 235V234H233ZM242 235H244V236H242ZM249 235H251V237L249 236ZM89 236V237H88ZM91 236H92V238H91ZM71 237H73V235L71 236ZM164 238V239H163ZM166 238V239H165ZM177 238V239H176ZM205 238V239H204ZM246 238V239H245ZM90 239H92V240H95V242L94 241H92L91 243H89V240ZM170 241H169V240ZM228 239V240H227ZM243 239V240H242ZM34 240H36L35 241V243H33L34 242ZM98 240V241H97ZM174 240V241H173ZM218 240V241H217ZM226 242H225V241ZM164 241V242H163ZM178 241V242H177ZM212 241H214L213 243H212ZM216 241V242H215ZM231 241V242H230ZM83 242H85L84 240H83ZM103 242V243H102ZM106 242H108L107 244H106ZM181 242L182 243H184V244H182L181 245ZM235 242V243H234ZM239 242V243H240ZM77 242L75 241V243L74 244H76ZM97 243V244H96ZM99 243V244H98ZM156 243V244H155ZM232 243V244H231ZM123 244V245H122ZM161 244V245H160ZM221 244V245H220ZM228 244V245H227ZM233 244H234V246H233ZM44 245H45V247H44ZM77 245V244H76ZM94 245V246H93ZM97 245V246H96ZM101 245V246H100ZM106 245V246H105ZM177 245H181V248H178V246ZM224 245H226V247L224 246ZM237 246V247H236ZM103 248V250H100V249H102ZM183 247V248H182ZM186 247V248H185ZM224 247V248H223ZM229 247V248H228ZM236 247V248H235ZM43 248H45V249H43ZM87 248V249H86ZM108 248H110V249H108ZM125 248V249H124ZM219 248H220V250H219ZM222 248V249H221ZM231 248H233V250L231 249ZM51 249V250H50ZM94 249V250H93ZM180 249V250H179ZM46 251V252H45ZM91 251V252H90ZM108 251V252H107ZM145 253H144V252ZM177 251H180V253L178 252V254L176 253ZM218 251V252H217ZM83 252V251H82ZM140 252V253H139ZM239 253L241 252V251H238ZM107 253H109V254H107ZM149 253V254H148ZM172 253V254H171ZM224 253V254H223ZM49 254H51V255H49ZM99 256H98V255ZM219 254V255H218ZM245 254V253H244ZM243 254V252H241V256L240 257H242V256H245ZM160 255V256H159ZM226 255V254H225ZM46 256V257H45ZM98 256V257H97ZM131 256V257H130ZM224 256V257H223ZM254 256H257V255H254ZM161 257V258H160ZM100 258H103L104 259V261H102V260H100ZM135 258V259H134ZM163 258V259H162ZM48 259H50V260H48ZM106 259V260H105ZM139 259V260H138ZM152 259V260H151ZM155 259V260H154ZM221 259V260H220ZM223 259V260H222ZM157 260V261H156ZM238 260V259H237ZM139 261V262H138ZM107 262V263H106ZM157 262V263H156ZM183 262V263H182ZM212 262V263H211ZM2 263V262H1ZM0 263V264H1ZM82 264H87L86 263V261H83L82 262ZM93 264V263H92ZM238 264H241V262L239 263V260H238ZM264 264V263H263Z\"/></svg>", "mask_w": 264, "mask_h": 264}]
</instances>
